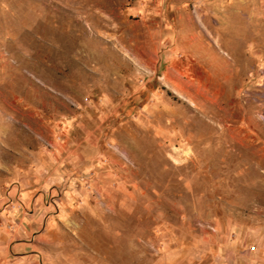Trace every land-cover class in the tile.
I'll list each match as a JSON object with an SVG mask.
<instances>
[{"label": "rangeland", "instance_id": "obj_1", "mask_svg": "<svg viewBox=\"0 0 264 264\" xmlns=\"http://www.w3.org/2000/svg\"><path fill=\"white\" fill-rule=\"evenodd\" d=\"M0 264H264V0H0Z\"/></svg>", "mask_w": 264, "mask_h": 264}]
</instances>
